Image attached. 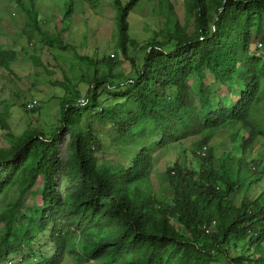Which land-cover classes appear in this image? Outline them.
<instances>
[{"label": "trees", "instance_id": "obj_1", "mask_svg": "<svg viewBox=\"0 0 264 264\" xmlns=\"http://www.w3.org/2000/svg\"><path fill=\"white\" fill-rule=\"evenodd\" d=\"M12 1L46 45L67 48L61 30L54 37L41 31L36 0ZM139 1L113 0L118 49L132 65L131 75L122 82L107 79L115 88L116 106L106 107L96 93L84 106L62 99L61 124L49 136L37 128L19 137L8 132L10 145L0 147V195L15 182L22 186L17 201L22 212L15 205L5 212L0 262L18 256L21 264L38 256L35 264H60L65 253L79 249V261L209 264L212 251L226 254L237 241H246L252 252L230 257V264H264V197L232 205L229 195L242 181L231 178L214 147L208 146L214 132L232 123L248 127L242 150L259 135L264 137V126L257 118L264 109V0H186L187 9L194 13L195 33L188 35L175 25L166 40L152 37L137 66L126 55L127 45L133 43L127 17ZM72 5L69 0L61 23ZM1 21L0 16V35ZM74 55L86 65L104 60ZM30 57L38 66L37 57ZM16 58L14 48L0 45V69L10 71L9 64ZM112 67L109 64V72ZM94 119L110 140L138 146L121 167H98ZM0 125L9 130L4 118ZM203 132L196 142L197 151L205 147L203 155L197 154L198 169L174 165L170 170L174 205L168 214L138 185L156 149ZM26 193H37L40 203L26 207ZM16 213L25 220L22 230L13 232ZM171 216L191 236L177 230ZM211 220L209 244H199L202 227ZM48 244L50 254L45 253Z\"/></svg>", "mask_w": 264, "mask_h": 264}, {"label": "rangeland", "instance_id": "obj_2", "mask_svg": "<svg viewBox=\"0 0 264 264\" xmlns=\"http://www.w3.org/2000/svg\"><path fill=\"white\" fill-rule=\"evenodd\" d=\"M68 1L35 2L41 31L47 37H54L56 31L61 30L60 36L67 45L62 50L46 45L12 0H0V45L3 48L12 47L17 53L16 60L9 64L10 71L0 69V119H5L9 129L5 130L0 125V147L10 145L8 132L19 137L23 132L37 128L49 136L61 124L59 103L62 99H69L76 106H84L87 98L96 93L99 102L106 107H115L117 100L112 98L115 88L107 83V79L115 84L131 75V62L121 57L117 45L113 0H71V13L61 23ZM125 1L121 0L122 3ZM127 22L129 38L133 43L127 45L126 55L137 66L143 62L146 45L152 37L166 40L165 35L172 33L175 25L180 26L186 34L193 35L196 27L193 10L187 9L186 0H140L128 15ZM61 26L64 30L60 29ZM256 46L260 47L259 42H256ZM22 48L27 55H24ZM74 52L94 60H104L95 65H86L75 57ZM33 55L39 61L38 66L30 57ZM109 64H113L111 72L108 70ZM31 100L37 103L35 108L28 110L26 104ZM257 116L258 122L264 126V109H260ZM91 126L99 141L98 167H121L136 152L137 145L110 140L102 131L103 125L96 119L91 121ZM247 129L246 125L239 123L227 124L214 132L208 143L229 168L231 178L242 181V185L228 198L235 207L247 198L264 197V137L259 135L254 143L242 150L240 144L245 139ZM205 133L168 144L153 152L147 175L138 187L142 192L149 193L168 214L174 205L170 170L174 165L188 171L198 169L196 142ZM214 167H218V162ZM21 189L20 183L15 182L0 195V235L5 230V212L14 205L22 212L17 202ZM40 201L37 193H26L23 197L26 207L39 204ZM169 219L177 230L191 236L189 230L176 221L175 216ZM24 220L20 213H16L13 232L22 230ZM212 229L214 223L211 220L208 226L202 227L199 244L203 241L209 244L207 241ZM45 247V253L50 254L51 244ZM241 252H252L246 241H237L234 247L228 248L226 254L212 251L209 264H230L229 258ZM81 253L79 249L74 253H65L60 264H121L124 260L114 263L102 259L79 261L76 255ZM37 259L38 256H32L21 264H35ZM0 264H19L18 256L6 257Z\"/></svg>", "mask_w": 264, "mask_h": 264}, {"label": "built area", "instance_id": "obj_3", "mask_svg": "<svg viewBox=\"0 0 264 264\" xmlns=\"http://www.w3.org/2000/svg\"><path fill=\"white\" fill-rule=\"evenodd\" d=\"M36 103H37L36 100H31L30 102H28L26 104V109L31 110V109L35 108ZM204 151H205V147L203 146L201 149H199L197 151V154L203 155L204 154Z\"/></svg>", "mask_w": 264, "mask_h": 264}]
</instances>
